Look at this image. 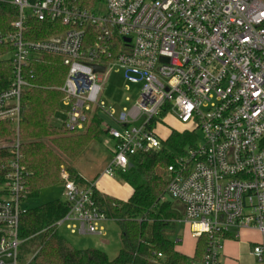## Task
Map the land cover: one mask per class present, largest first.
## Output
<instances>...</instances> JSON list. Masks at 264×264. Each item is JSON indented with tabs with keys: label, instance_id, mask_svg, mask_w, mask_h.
I'll list each match as a JSON object with an SVG mask.
<instances>
[{
	"label": "built area",
	"instance_id": "built-area-1",
	"mask_svg": "<svg viewBox=\"0 0 264 264\" xmlns=\"http://www.w3.org/2000/svg\"><path fill=\"white\" fill-rule=\"evenodd\" d=\"M0 1L18 10L13 31L0 32V44L13 46L14 68L0 91V122L12 121L17 133L0 144V264H19L20 217L30 192L21 163V95L27 64L43 54L59 55L67 66L60 110L61 125L71 131H84L96 111L113 119L100 99L108 69L121 67L127 82L141 86L135 103L114 119L118 127L105 124L115 141L108 176L129 170L132 156L161 148L167 137L157 125H167L168 116L201 130L205 141L166 168L162 200L181 204L176 222L194 238L208 236L205 264H221L224 239L239 238L243 229L261 234L251 255L264 264V0H102L98 13L68 8L66 0ZM30 17L68 28L28 39ZM89 28L97 30L91 44ZM61 178L69 209L57 229L105 235L108 218L94 200L95 185L77 184L66 169Z\"/></svg>",
	"mask_w": 264,
	"mask_h": 264
},
{
	"label": "trees",
	"instance_id": "trees-1",
	"mask_svg": "<svg viewBox=\"0 0 264 264\" xmlns=\"http://www.w3.org/2000/svg\"><path fill=\"white\" fill-rule=\"evenodd\" d=\"M102 0H66L71 9H85L98 13L103 9ZM18 10L9 2L0 1V32L13 31ZM25 36L41 40L65 31L68 27L59 21L38 20L30 17ZM97 30H87L86 42L94 41ZM10 43L0 44V91L10 85L14 77ZM67 66L56 54H43L32 58L24 74L28 85L21 95V163L28 173L29 198L39 196L42 188L62 181L61 172L66 169L79 185L86 181L73 162L102 130V117L96 112L89 115L86 130L76 132L65 125H55L51 117L61 109L63 85ZM107 132V131H106ZM17 137L12 121L0 122V141L11 142ZM196 133L189 129H173L163 141L161 148L146 154L131 157L132 166L126 172H119L123 181L132 188L128 199L93 190V197L108 219L115 220L121 228L122 246L117 256L111 259L97 248H77L69 239L59 233L56 222L63 217L69 205L66 200L56 199L37 207L27 208L20 217L19 238L23 240L20 258H30L26 264H190L203 261L208 246V236L196 241L192 257L176 248L175 222L181 217V210L172 200H162L166 179L159 172L174 161L176 153L184 154L191 146ZM6 156V150L1 151ZM161 253V256L158 254Z\"/></svg>",
	"mask_w": 264,
	"mask_h": 264
},
{
	"label": "rangeland",
	"instance_id": "rangeland-1",
	"mask_svg": "<svg viewBox=\"0 0 264 264\" xmlns=\"http://www.w3.org/2000/svg\"><path fill=\"white\" fill-rule=\"evenodd\" d=\"M103 8L105 7L102 5ZM12 53L6 55L7 58H10ZM141 86L139 84H133L127 82L124 77V70L117 66L112 69H108L105 74V80L102 83V92L100 94V99L103 102L102 108L106 111L113 112V119H109L107 116L102 114L104 120L113 127H118L114 123V119H117L119 114L123 111L125 107H130L137 98L139 97ZM63 108V104H61ZM98 114H101L97 112ZM65 115L61 110L52 115L51 122L55 125H61ZM167 125H157L159 133L168 137L170 134V128L176 130H186V125L179 120L172 118L170 116L165 118ZM102 121V130L105 131L98 139L93 140L87 148L77 157L73 162V166L82 172L83 175L93 176L95 173L99 172L104 168L107 162L113 158L114 155V146L115 141L111 138L107 131L108 125ZM16 128V124H14ZM86 130V129H85ZM196 133V139H194L193 145L202 144L205 141L204 134L199 129L191 130ZM14 141V140H13ZM11 141V142H13ZM11 142H2L0 144H10ZM191 145V146H193ZM191 146H186L185 151H187ZM176 155H183L176 153ZM159 172L166 179V168L160 167ZM113 179L116 181V189L122 197H126L127 194L131 191V186L123 181L119 172L113 175ZM113 183H107L106 187H110ZM114 185V184H113ZM112 185V187H113ZM107 189V188H106ZM64 182L59 181L55 184L46 186L41 189L40 194L36 198H28L25 202L28 208L37 207L41 204L54 201L56 199L64 200ZM105 226V235H82L79 233H72L70 229L65 226H61L58 230L59 233L65 238L69 239L77 248L86 249V248H97L105 251L108 256L113 259L117 256L121 246V228L119 224L113 219H107L104 221ZM175 233L181 236V239H185L186 234L188 233V225L185 222L177 221L175 222ZM30 258V255L25 257V260L19 256V264H26ZM240 264H259L255 257L249 255V252L243 254L240 259ZM190 264H205L203 261H194Z\"/></svg>",
	"mask_w": 264,
	"mask_h": 264
},
{
	"label": "crops",
	"instance_id": "crops-1",
	"mask_svg": "<svg viewBox=\"0 0 264 264\" xmlns=\"http://www.w3.org/2000/svg\"><path fill=\"white\" fill-rule=\"evenodd\" d=\"M102 117V116H101ZM103 121L107 123L104 118L102 117ZM116 124V122H114ZM109 124V123H108ZM110 125V124H109ZM169 126V125H167ZM174 128H170V134ZM169 134V135H170ZM112 159V158H111ZM111 159L107 162L102 170L95 173L93 176H85L77 170L80 175L88 182H92L100 192H104L113 196H116L121 199H128L132 193L131 191L127 194L126 197H122L117 189H116V181L113 179V176H108L104 174V170L106 169L107 165L111 161ZM113 183L110 187H106V184ZM113 185V187H112ZM107 188V189H106ZM175 205L178 206L181 204L175 202ZM27 206V205H26ZM182 207V206H181ZM28 208V207H27ZM181 210V214H183V208H179ZM176 230V229H175ZM176 232V231H175ZM174 238L176 240V248L181 251L182 253L192 257L195 253L196 248V241L197 239L191 235L190 229L188 227V233L186 234L185 239H181V236L174 234ZM261 239V234L259 231L255 229H243L240 231L239 238L235 239L231 236H227L223 241V248L220 256V263L221 264H240V259L242 258L243 254L249 252L251 255V249L256 242H259ZM254 257V256H252Z\"/></svg>",
	"mask_w": 264,
	"mask_h": 264
},
{
	"label": "water",
	"instance_id": "water-1",
	"mask_svg": "<svg viewBox=\"0 0 264 264\" xmlns=\"http://www.w3.org/2000/svg\"><path fill=\"white\" fill-rule=\"evenodd\" d=\"M95 71H98V72H104V66H100V65H94L93 66ZM140 122L137 123V125H139ZM178 208H182L180 205L178 206ZM183 210V209H182Z\"/></svg>",
	"mask_w": 264,
	"mask_h": 264
}]
</instances>
